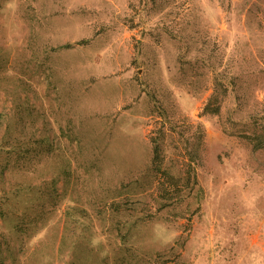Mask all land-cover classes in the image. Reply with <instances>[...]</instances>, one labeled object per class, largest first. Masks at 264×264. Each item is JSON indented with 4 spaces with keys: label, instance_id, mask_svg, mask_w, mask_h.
Returning <instances> with one entry per match:
<instances>
[{
    "label": "rangeland",
    "instance_id": "374dc122",
    "mask_svg": "<svg viewBox=\"0 0 264 264\" xmlns=\"http://www.w3.org/2000/svg\"><path fill=\"white\" fill-rule=\"evenodd\" d=\"M261 117L264 0H0V264H264Z\"/></svg>",
    "mask_w": 264,
    "mask_h": 264
},
{
    "label": "trees",
    "instance_id": "16d2710c",
    "mask_svg": "<svg viewBox=\"0 0 264 264\" xmlns=\"http://www.w3.org/2000/svg\"><path fill=\"white\" fill-rule=\"evenodd\" d=\"M208 110V107H206V112ZM209 112H212V111H209ZM252 125H253V128H254V131H253V135L251 137V141L253 142L254 146L257 147L259 146L260 148H264V117H261L259 119H252ZM170 198H160V200H169ZM128 202L127 201H123V202H116V203H113L110 208L113 206L115 208V212L117 215H119V212H120V207L126 205ZM138 201H132V204H136ZM128 208L127 207H124L122 209V213L120 215H122V218L125 223H123V225H127L128 222H130L131 220H133L134 223H137L138 221H144L148 215V213H141V215L139 217H137V215H133V217H131L132 215H130L128 212ZM131 217V218H129ZM118 223H120L119 221V218L117 219ZM130 231L129 228H127L124 236L127 235V233Z\"/></svg>",
    "mask_w": 264,
    "mask_h": 264
}]
</instances>
